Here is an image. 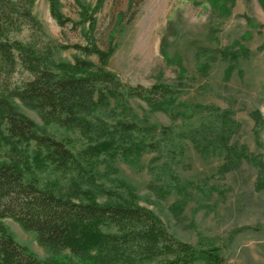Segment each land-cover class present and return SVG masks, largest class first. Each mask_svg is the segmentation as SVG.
<instances>
[{
    "label": "rangeland",
    "instance_id": "1",
    "mask_svg": "<svg viewBox=\"0 0 264 264\" xmlns=\"http://www.w3.org/2000/svg\"><path fill=\"white\" fill-rule=\"evenodd\" d=\"M59 1L62 14L78 22L74 0ZM81 1L95 7V0ZM31 12L43 28L41 41L49 38L64 47L53 52L54 67L76 57L97 64L95 56L76 47L111 46L105 69L122 83L167 85L178 98L168 111L130 99L124 110L111 102L96 113L108 122L136 121L147 141L158 145L138 162L101 156L82 163L80 172L61 173L49 165L37 170L30 143L21 150L27 155L20 166L24 178L71 202H87L86 190L98 204L114 202L126 198L130 187L136 204L151 211L172 237L198 249L218 248L223 264H264V191L254 187L257 169L244 158L231 169L228 163L233 146L264 163V125L256 127L250 116L259 111L264 122V10L259 0H105L93 25L63 27L51 18L46 0H36ZM29 37L27 27L9 35L10 41L22 43ZM13 56L11 89L32 76L17 51ZM16 104L41 134L62 141L77 157L85 146L77 132L46 124L37 112ZM225 112L230 122L221 132ZM4 135L0 126V162L10 156ZM2 223L39 264H87L68 251L45 249L13 220Z\"/></svg>",
    "mask_w": 264,
    "mask_h": 264
},
{
    "label": "trees",
    "instance_id": "2",
    "mask_svg": "<svg viewBox=\"0 0 264 264\" xmlns=\"http://www.w3.org/2000/svg\"><path fill=\"white\" fill-rule=\"evenodd\" d=\"M35 1L0 0V126L11 145L9 160L0 162V264H39L13 240L2 223L4 219L33 232L45 249L53 253L68 251L87 264H223L218 248L198 249L172 237L151 211L136 204L137 197L130 187L126 198L118 196L114 202L98 204L87 190L82 191L87 202H71L24 178L20 166L27 162V155L21 150L30 143L34 144L32 162L37 170L49 165L61 173L80 172L84 168L82 163L90 164L101 156L138 162L143 153L154 152L158 145L147 141L136 121L108 122L96 113L111 102L124 110L130 99L153 110L168 111L178 98V92L167 85L147 88L122 83L105 69L113 53L111 46L100 50L91 42L86 47H76L85 55L95 56L97 64L76 57L72 63L54 67L53 52L64 47L49 38L45 43L41 41L45 38L43 28L31 12ZM46 1L51 18L63 27L68 23L93 25L94 14L105 0H95L92 9L81 0H74L78 22L62 14L59 0ZM259 2L264 10V0ZM23 27L30 31L29 41H10L9 35L21 32ZM13 51H17L21 65L32 76L11 89L8 79L15 64ZM16 101L37 112L44 123L77 132L85 141L77 157L62 141L41 134ZM250 116L256 127L264 125L259 111ZM227 121L230 122L229 115L225 112L221 132ZM227 129L232 127L228 125ZM229 150L230 169L244 158L257 169L255 190L264 191V163L247 155L244 148L233 146Z\"/></svg>",
    "mask_w": 264,
    "mask_h": 264
}]
</instances>
